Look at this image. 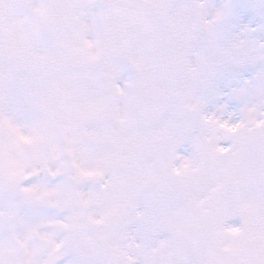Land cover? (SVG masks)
Instances as JSON below:
<instances>
[{
  "label": "snow or ice",
  "instance_id": "snow-or-ice-1",
  "mask_svg": "<svg viewBox=\"0 0 264 264\" xmlns=\"http://www.w3.org/2000/svg\"><path fill=\"white\" fill-rule=\"evenodd\" d=\"M0 264H264V0H0Z\"/></svg>",
  "mask_w": 264,
  "mask_h": 264
}]
</instances>
